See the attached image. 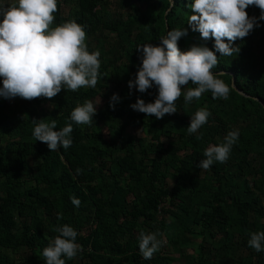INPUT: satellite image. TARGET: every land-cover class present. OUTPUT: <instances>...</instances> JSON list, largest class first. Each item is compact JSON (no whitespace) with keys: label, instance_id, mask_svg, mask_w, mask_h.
I'll return each mask as SVG.
<instances>
[{"label":"trees","instance_id":"1","mask_svg":"<svg viewBox=\"0 0 264 264\" xmlns=\"http://www.w3.org/2000/svg\"><path fill=\"white\" fill-rule=\"evenodd\" d=\"M190 3L58 0L51 26H85L88 50L101 54L100 78L95 87L62 88L51 98L0 97V264H46L42 250L63 224L76 229L81 245L66 264H264V250L248 244L252 232L264 230V20L233 42L238 53L216 52L212 71L225 73L227 99L208 90L186 103L184 91L195 87L189 82L177 111L163 118L130 107L157 95L155 85L129 89L141 63L138 44H159L168 30L183 28L182 51L213 48L214 38L189 26ZM260 11L246 8L257 18ZM99 99L89 124L71 120L75 106ZM199 108L210 116L189 134ZM52 119L56 129L72 123L67 149L51 151L32 135L35 123ZM138 126L144 136L128 130ZM233 129L239 137L228 159L199 168L204 149ZM142 230L165 241L151 259L138 248Z\"/></svg>","mask_w":264,"mask_h":264},{"label":"clouds","instance_id":"2","mask_svg":"<svg viewBox=\"0 0 264 264\" xmlns=\"http://www.w3.org/2000/svg\"><path fill=\"white\" fill-rule=\"evenodd\" d=\"M173 3L174 0H171ZM58 0H0V97L22 98L47 97L57 95L62 88L73 91L83 87H95L100 78V51H89L85 43V26L69 20L52 27ZM258 6L259 17L249 16L246 8ZM188 24L204 39L214 38L213 48L193 45L187 50L178 47V40L187 29H170L160 38L159 44L144 43L136 46L141 63L134 79L128 86L145 92L153 85L157 88L155 99L145 102L137 97L130 107L157 119L177 111L176 100L182 88L191 82L195 87L184 91V101L191 102L205 91L211 90L213 97L227 99L230 86L222 77L225 73H214L218 56L238 53L234 41L249 34L258 21L264 20V0H191ZM214 49V50H213ZM183 86V87H182ZM119 100L117 93L110 97L109 104ZM100 103L85 100L75 106L70 118L77 124H89L96 105ZM210 111L199 108L191 115L187 126L189 134L206 123ZM37 119H34V121ZM57 121L39 120L32 135L36 140L46 142L53 151L61 147L67 149L72 143V123L56 129ZM202 135V133L200 134ZM239 130L227 132L223 142L210 144L204 149V159L198 167L208 169L214 161L228 159ZM72 203L79 206L81 201L72 197ZM57 235L42 250L46 264H66V258L76 256L81 245L76 242V229L63 224L56 229ZM165 241L156 232H140L138 248L145 259H151ZM249 246L257 252L264 250V230L250 234Z\"/></svg>","mask_w":264,"mask_h":264},{"label":"rangeland","instance_id":"3","mask_svg":"<svg viewBox=\"0 0 264 264\" xmlns=\"http://www.w3.org/2000/svg\"><path fill=\"white\" fill-rule=\"evenodd\" d=\"M128 130L136 132L138 135L140 136H144L145 132L143 131V129L141 127H134V128H128ZM176 264H181L180 262H176Z\"/></svg>","mask_w":264,"mask_h":264},{"label":"water","instance_id":"4","mask_svg":"<svg viewBox=\"0 0 264 264\" xmlns=\"http://www.w3.org/2000/svg\"><path fill=\"white\" fill-rule=\"evenodd\" d=\"M235 85V84H234ZM240 92H242L243 93V91L241 90V89H239V88H237Z\"/></svg>","mask_w":264,"mask_h":264}]
</instances>
